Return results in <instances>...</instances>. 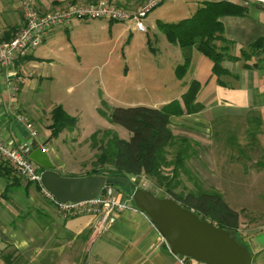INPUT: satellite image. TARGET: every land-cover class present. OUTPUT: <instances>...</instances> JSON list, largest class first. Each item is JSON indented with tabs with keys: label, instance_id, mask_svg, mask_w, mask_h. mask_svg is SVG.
Segmentation results:
<instances>
[{
	"label": "crops",
	"instance_id": "crops-1",
	"mask_svg": "<svg viewBox=\"0 0 264 264\" xmlns=\"http://www.w3.org/2000/svg\"><path fill=\"white\" fill-rule=\"evenodd\" d=\"M35 1L37 6L42 7L43 3H50L53 0ZM56 1L61 3L66 0ZM140 1L146 2V0L138 2ZM194 1L197 9L204 1L218 0ZM229 1L248 6L245 15L221 17L225 37L234 42L232 52L239 54L241 48L264 35V0ZM8 5V8L0 11V40L12 39L24 23L20 0H8ZM183 18L185 17L168 20L167 17H156V26L158 27V20L174 22ZM75 19L78 18H73L64 28L48 32L39 46L26 56L16 59L8 68H0L1 141L20 148L24 147L14 135L11 125L17 120V114L25 113L24 106H29L27 102L24 103L25 97L20 96L27 83L31 81L29 78L34 76L31 68H37L41 60L46 61L44 54H41V48L51 39L61 35L63 31L69 33ZM149 28L151 27L148 25L146 32L150 30ZM151 33L149 44L151 39L155 41L160 37L155 30ZM180 49L174 74L177 73L176 67L184 61L182 48ZM195 49L197 52L192 51L187 72L182 77L177 76V84L180 88L174 98L178 105L171 107L169 104L175 101L169 102L165 99L152 107H167L173 133L189 138L199 151L198 156H193L189 160L193 171L211 182L215 178L209 170L216 168L208 165V168L204 169L202 165L212 164L214 158L205 154V148L210 145L209 141L204 139L202 131L211 130L205 129L204 126L215 121L220 115L230 113L242 116L246 111L257 112L264 118V66L245 68L242 65L243 60H225L224 65L237 77L224 78L229 86H223L218 82L217 75L213 73V61L200 53L197 48ZM174 55L172 51L169 58ZM253 59L255 61L257 57L254 56ZM13 69L23 77L22 81L17 77L8 76L7 73ZM192 80L198 81L201 85L195 100L201 109L189 113L183 101V94L189 89ZM15 84L18 88H14ZM25 114L28 121L35 123L36 119L29 112ZM206 117L210 119L207 120ZM35 124L33 125L38 130L35 141L47 149L56 169L65 175H76L77 170L68 169L58 152L53 151L51 139L47 138L49 135L42 134L38 129L39 126ZM17 127L24 136L29 135L21 122L18 121ZM74 162L68 161L76 166ZM128 178L135 186L151 185V180L145 174H128ZM213 184L220 189L217 183ZM117 194L118 198L127 202L129 207L115 212V219L110 224H103L97 215L88 213L75 215L62 211L44 194L38 182L23 178L7 161L0 159V264H180L152 219L135 205L129 192L120 190ZM247 231L245 244L252 253L257 254L259 262L264 261V224H250Z\"/></svg>",
	"mask_w": 264,
	"mask_h": 264
},
{
	"label": "rangeland",
	"instance_id": "rangeland-1",
	"mask_svg": "<svg viewBox=\"0 0 264 264\" xmlns=\"http://www.w3.org/2000/svg\"><path fill=\"white\" fill-rule=\"evenodd\" d=\"M104 1L137 9L149 0L144 3L139 0ZM69 2L53 0L43 3L42 7L36 6L42 13H48L67 7ZM195 3L194 0L161 1L144 18L147 27H151L148 32L137 30L134 20L75 19L69 33L63 31L41 48L46 61L41 60L37 68H31L34 76L29 78L31 81L20 97H25L24 103L29 104L24 106L25 113L29 112L36 119V124H33L39 126L42 134L49 135L47 138L51 139L53 151L58 152L68 169L77 170L76 175H85L100 165L96 156L100 146L108 140L105 131L130 139L132 133L112 121V108L152 107L165 99L169 102L176 100L174 95L180 85L174 69L181 49L168 42L164 32L156 26V17H167L168 20L186 17L196 9ZM9 5L8 0H0V11ZM153 30L160 37L155 41L151 39L149 44ZM248 50L252 51L251 48ZM172 51L175 55L169 58ZM176 104L175 101L171 107H176ZM57 105L77 117V123L73 129H61L56 135L52 111ZM25 113L19 114L28 119ZM255 115L262 118L260 127L255 122ZM204 127L211 130L202 131L210 145L205 148V154L214 158L212 164L202 165L204 169L208 165L216 168L209 170L215 179L210 182L187 167L191 174H181L182 183L177 191L184 187L185 191L195 188L198 181L206 189L216 188L213 183H217L220 189H216L224 201L239 213V227L233 234L246 245L245 234L250 224H264V165L261 164L264 163V118L257 112L246 111L242 116L230 113L220 115ZM94 132L97 134L92 138L90 135ZM70 160H75L76 166L68 163ZM172 171L170 166L166 174L171 176ZM116 190L127 192L121 185L116 186ZM155 191L160 196H170L157 188ZM258 262L255 260L253 264Z\"/></svg>",
	"mask_w": 264,
	"mask_h": 264
},
{
	"label": "trees",
	"instance_id": "trees-1",
	"mask_svg": "<svg viewBox=\"0 0 264 264\" xmlns=\"http://www.w3.org/2000/svg\"><path fill=\"white\" fill-rule=\"evenodd\" d=\"M69 1L70 4L79 2V0ZM98 1L100 0H86L87 3L93 4ZM113 4L126 8L118 3ZM247 12L248 6L229 0L204 1L191 16L174 22L158 20L157 25L169 42L182 48L184 61L177 66V76L182 77L187 71L193 48H197L200 53L213 61V73L217 75L218 82L223 86H229L224 78L237 77L224 65L225 60H243L242 65L245 68L264 66V35L241 48L239 50L241 54L232 52L234 42L224 35L221 17L245 15ZM249 48L252 51L249 52ZM254 56L257 57L255 61ZM200 86L198 81L192 80L189 89L183 94V101L189 113L201 109V106L195 101ZM172 104L169 105L172 106ZM112 109V121L126 127L132 133L131 137L124 139L114 132L105 131L108 140L100 146L96 156V161L100 165L86 174L102 173L126 177L128 174H145L151 180L149 189L155 194L159 195L155 191L156 188L169 194L183 206L193 208L200 217L209 219L219 227L229 230L235 237L233 232L239 227V213L224 201L222 194L216 188L206 189L198 181L195 183V188L192 187L185 191L184 187L177 191L182 183L181 174L190 176V170L193 169L189 160L193 156H198L199 151L189 138L173 133L170 126L171 120H169L170 112L167 107L134 105L124 108L116 106ZM64 110L63 106L57 105L52 111L53 125L57 130L56 135L61 129H73L77 123V117ZM255 118V122L257 121V125L260 127L262 118L257 115ZM96 134L97 132H94L90 136L95 138ZM175 147L176 149L172 152ZM171 155H173L172 158H170ZM187 164L188 166H186ZM261 164L264 165V163ZM170 166L173 167L171 176L166 174V170ZM112 185L113 187L120 186L119 184ZM122 187L126 188L131 196L136 186L131 183L129 187ZM235 238L243 243L240 238ZM252 256V261L255 263V260L258 259L257 254L252 253ZM258 264H264V261L258 262Z\"/></svg>",
	"mask_w": 264,
	"mask_h": 264
},
{
	"label": "water",
	"instance_id": "water-1",
	"mask_svg": "<svg viewBox=\"0 0 264 264\" xmlns=\"http://www.w3.org/2000/svg\"><path fill=\"white\" fill-rule=\"evenodd\" d=\"M12 123L14 135L24 152L43 170L41 184L60 202H79L96 198L105 185L131 186L122 175L89 173L65 175L53 164L48 151L30 134L24 136ZM131 200L152 219L175 254L191 256L206 264H253L252 251L238 241L229 230L200 217L193 208L180 204L172 196H160L151 189L136 186Z\"/></svg>",
	"mask_w": 264,
	"mask_h": 264
},
{
	"label": "built area",
	"instance_id": "built-area-1",
	"mask_svg": "<svg viewBox=\"0 0 264 264\" xmlns=\"http://www.w3.org/2000/svg\"><path fill=\"white\" fill-rule=\"evenodd\" d=\"M161 1L164 0H149L137 9H128L113 3H106L104 0H100L94 4H80L78 2L57 11L42 13L36 8L34 0H20V8H22L24 23L17 33L14 34L15 36L12 39L0 40V68L6 69L8 66L14 64L16 59L29 54L36 46L42 43L48 32L68 26L73 18H108V20L113 21L134 20L137 30L146 32L148 29L144 18L155 6L160 4ZM17 73L18 71L13 69L7 74L9 77H17L19 81H22L23 77ZM14 86V88H18V85L16 86L15 84ZM16 118L23 124L33 138L38 136V130L24 115L17 114ZM44 149L47 150L45 147ZM0 159L7 161L23 178L38 182L44 194L53 200L62 211L64 210L67 213L75 215L78 213L97 215L101 223L110 224L115 219V212L129 207L127 202L118 198V191L116 187H113L111 184L102 187L101 192L94 199L79 202H60L41 184V166L37 164V162H34V160L24 152L23 148L10 145L0 140ZM164 240L166 241L165 238ZM167 245L168 248H170L168 242ZM174 255L180 264H206L191 256L175 253Z\"/></svg>",
	"mask_w": 264,
	"mask_h": 264
}]
</instances>
